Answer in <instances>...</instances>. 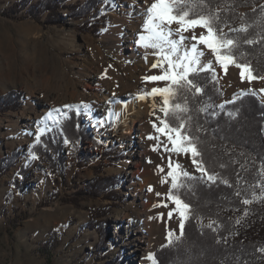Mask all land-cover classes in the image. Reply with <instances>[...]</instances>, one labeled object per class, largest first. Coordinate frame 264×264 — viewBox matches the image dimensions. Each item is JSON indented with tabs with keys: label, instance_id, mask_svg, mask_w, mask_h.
Returning <instances> with one entry per match:
<instances>
[{
	"label": "rangeland",
	"instance_id": "1",
	"mask_svg": "<svg viewBox=\"0 0 264 264\" xmlns=\"http://www.w3.org/2000/svg\"><path fill=\"white\" fill-rule=\"evenodd\" d=\"M19 1L0 0V10ZM85 1L69 0L57 11L59 20L55 23L47 12L32 13L29 7L20 12V19L0 15V98L11 93L19 95L17 109L0 113V160L7 163L13 159L12 167L0 176V264H48L44 250L52 264H157L155 252L167 245L168 231L176 229L179 233L178 218L174 215L173 223L168 219L172 205L153 207L166 201L163 194L169 190V181L163 184V200L158 201L160 196L153 198L154 204L148 210L154 230L148 249L135 256L131 246L136 237L124 230L122 241L117 236L119 230L122 233V226L115 221L117 213L137 211L138 202L131 200L125 190L130 172L145 175L150 179L149 186L159 185L166 176L169 153L153 150L158 141L148 139L156 135L151 126L143 135H108L122 120L115 110L109 112L110 119L107 113L92 112L97 105L95 86L100 84L115 93L114 100L125 102L143 90L162 87L163 83L142 80L145 75L158 74V70H150L154 61L151 55L149 66L132 80L130 67L142 60L118 55L102 38L112 17L119 18L120 5L129 0H98L96 17L89 14L86 19L72 18L68 6ZM37 2L31 0L32 4ZM208 58L206 54L204 59ZM90 73L97 74L98 81L91 80ZM217 73L224 92L220 103L241 96V90L249 88L264 103V93L259 92L264 89L263 80L241 83L235 66H230L227 74L217 66ZM144 101L148 102V122L155 119L153 111L156 116L163 115L159 111L160 97ZM81 102L89 104V110L81 114L83 123L96 140L103 142L95 146L86 141L78 150L73 143H65L62 175L52 176L45 164L37 169L40 160L30 153V148L37 142L39 129L45 127L38 122L53 108ZM99 120L105 123L97 127ZM29 122L33 127L26 129ZM140 150L144 153L142 158L134 156ZM171 155L186 170L198 174L187 157ZM158 166H163L165 172ZM105 178H112L114 185L103 196L82 198L77 205L71 202L79 198L76 193L89 182ZM17 186H22V191ZM102 228L107 246L100 253L97 245L101 243ZM150 253L154 260L148 259Z\"/></svg>",
	"mask_w": 264,
	"mask_h": 264
},
{
	"label": "trees",
	"instance_id": "2",
	"mask_svg": "<svg viewBox=\"0 0 264 264\" xmlns=\"http://www.w3.org/2000/svg\"><path fill=\"white\" fill-rule=\"evenodd\" d=\"M68 1L39 0L37 4H32L31 0H21L0 10V15L20 19L17 18L20 12L29 7L32 13L47 12L55 23L59 20L57 11ZM217 3L222 4V18L232 27H239L241 23H253L258 18L259 6L264 4V0H217ZM98 4V0H87L83 4L70 5V16L77 20L86 19L89 14L96 17ZM253 8L257 11L254 12ZM224 30L227 32L228 28ZM234 35H239L242 40H260L251 46L242 43L240 51L245 53V59L250 61L256 74L264 77V39H261L264 37V26H253L246 34ZM223 95L219 82L208 84L203 96L197 97L195 101L190 98V114L194 117V124L198 117L204 129L196 132L194 127L193 134L199 137L198 147L205 166L210 172L227 179L232 187L219 180L215 184L195 181L191 182V191L181 190L182 198L192 205L194 214L186 221L184 235L179 241L156 250L157 264H264V188L257 186L258 182L264 183V177L260 175V169L264 166V103L251 94L232 99L234 103H220ZM18 100L19 95L15 93L0 98V113L17 109ZM201 101L210 105L209 113L214 112L215 115L198 114L196 109ZM221 104L224 105L223 109L215 107ZM68 117L61 119L58 127L42 134L40 141L31 146L30 153L40 160L37 169L45 164L51 175L63 174L65 138L76 146V150L86 141L93 142L95 146L100 145L83 123L81 115H76L73 110L68 112ZM12 164L13 159L7 163L5 159L0 160V176ZM221 164L225 167L221 168ZM113 185L112 178L91 181L85 189L76 193L79 198L71 202L77 205V201L82 198H99ZM17 188L22 191V186ZM237 191L240 196L235 195ZM243 199L251 203L245 205ZM211 221H216L213 224L216 231L206 227ZM100 234L101 243L97 248L103 253L107 246V235L103 228ZM45 251L47 263L52 264L51 257H47L48 252Z\"/></svg>",
	"mask_w": 264,
	"mask_h": 264
},
{
	"label": "snow or ice",
	"instance_id": "3",
	"mask_svg": "<svg viewBox=\"0 0 264 264\" xmlns=\"http://www.w3.org/2000/svg\"><path fill=\"white\" fill-rule=\"evenodd\" d=\"M228 7L231 8V5ZM221 8L222 4L217 3V0H143L140 13L142 24L140 30L135 33L134 44L137 48L145 50V61L149 55L154 57L150 70H158V74L145 75L142 80L145 83H163L162 87H152L150 91L143 90L136 98L140 100L149 97L161 98L159 111L163 115L156 116L153 111L155 119L152 127L156 135L149 136L148 139L158 141V144L153 145V150L162 149L163 152L169 153L166 176L161 183L170 181V187L168 192L163 194L166 201L162 205L153 207H169L171 204L172 208L167 214L168 219L171 220L175 215L179 220V233L177 234L176 229H170L165 246H171L174 241H179L183 237L185 223L194 214L192 205L185 202L181 196L182 189L191 191L193 187L191 182L202 181L215 184L218 180L232 187L227 179H222L218 173L210 172L205 166L202 152L198 147L199 137L193 134L194 127L196 132L204 129L198 117L194 124V117L190 114L192 111L190 98L195 101L197 97L205 94L208 84H218L217 66L224 74H227L230 66H235L239 69L241 83L245 80L251 83L253 80L264 79L256 74L250 61L245 59V53L240 51L242 43L251 46L259 43L260 40L251 38L242 40L239 35H234L246 34L253 26H264V4L259 6L258 18L253 23H241L239 27H232L226 19L222 18ZM253 11L256 12V8H253ZM226 27L227 32L224 30ZM206 54L209 56L207 60L204 59ZM259 92L264 93V89H260ZM248 94L256 95L257 92L251 88L247 91L241 90L240 95ZM112 96L115 97V93ZM234 102L230 100L225 103ZM153 107L155 109L156 105L154 104ZM210 107L201 101L196 112L215 115L214 112L209 113ZM215 107L223 109L224 105H215ZM73 110L76 115L84 114L89 110V104L85 102L76 105L65 104L51 109L38 122L45 124V127L39 129L36 140L39 142L42 134L58 127L61 119L70 118L68 112ZM229 115L232 114L229 113ZM104 123V120L97 121V127L103 126ZM60 130L62 133L63 129ZM102 142L98 141V143ZM64 143H69L67 138ZM171 154H175L176 157H187L191 168L199 175L186 170L178 160H173ZM220 167L223 168L225 165L221 164ZM158 168L161 172H165L163 166ZM237 175L239 176L238 173ZM260 175L264 177V166L260 169ZM20 179L23 177L21 176ZM257 186L264 188V183L258 182ZM148 191H153L151 185ZM161 195L157 193V196ZM235 195L240 196V192L237 191ZM242 203L247 205L251 201L243 199ZM213 224H216V221H211L206 227L216 231ZM148 259L154 260V255L150 253Z\"/></svg>",
	"mask_w": 264,
	"mask_h": 264
},
{
	"label": "bare ground",
	"instance_id": "4",
	"mask_svg": "<svg viewBox=\"0 0 264 264\" xmlns=\"http://www.w3.org/2000/svg\"><path fill=\"white\" fill-rule=\"evenodd\" d=\"M133 5L134 7H132ZM120 6L119 18L112 17L102 38L118 55L130 60H142L141 63L130 67L132 70V80L135 81L136 75L140 74V71H144V69L149 66L148 62L150 60V56H148L147 61H145L144 57L146 53L141 52V48H137L134 44L135 33L140 30V25L142 24L140 13L143 0H129V3ZM88 77L91 80L98 81L97 74L94 76L93 73H90ZM95 90L94 101L97 105L92 112L107 113L109 116V112L115 110L117 111L118 117L122 120L120 124H116L115 128L108 132V135L110 134L112 137H122L127 133L131 136L138 132L144 134L147 128L150 126L152 127V123L145 119L148 112V102L137 99L136 94L133 98L124 102L122 99L114 100L112 91L104 89L103 86L98 83H96ZM109 101H112V103H109ZM46 115L47 113H45L44 116ZM27 119L29 120L30 116H28ZM137 125L138 127H136ZM31 127L33 126L29 122L26 129H31ZM133 154L139 158L144 155L141 150L139 152L135 151ZM144 176L145 175H140V173L139 175H135L130 172V180L125 189L130 199L134 202H138V206L136 205L137 211L120 212L117 213V217L115 218L117 226H122L120 227L122 228V233L121 230L117 232V236L121 241L123 240V230L124 232L127 231V233L130 232L128 234H133L134 237H136L131 246L135 256L146 251L151 244V235L154 230L152 217L148 214V210H150L154 204L153 198L157 197V193L162 194V189L164 187L162 183L159 185L154 183L156 186L151 185L153 186V191H148L150 179L147 178V180ZM151 181H153V178H151ZM158 182H160V180ZM160 200H163V195L158 199V201ZM162 213L163 212L159 209V214ZM170 223H173V221L171 220Z\"/></svg>",
	"mask_w": 264,
	"mask_h": 264
}]
</instances>
